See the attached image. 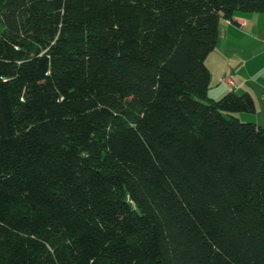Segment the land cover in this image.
<instances>
[{"label":"trees","instance_id":"1","mask_svg":"<svg viewBox=\"0 0 264 264\" xmlns=\"http://www.w3.org/2000/svg\"><path fill=\"white\" fill-rule=\"evenodd\" d=\"M237 12L0 0V264H264V126L208 95Z\"/></svg>","mask_w":264,"mask_h":264},{"label":"crops","instance_id":"2","mask_svg":"<svg viewBox=\"0 0 264 264\" xmlns=\"http://www.w3.org/2000/svg\"><path fill=\"white\" fill-rule=\"evenodd\" d=\"M254 14L237 12L233 21L220 20L216 45L205 63L210 72L209 97L218 98L228 91L248 92L255 103L251 116L263 124L264 15ZM222 77L230 78L233 85L219 81Z\"/></svg>","mask_w":264,"mask_h":264},{"label":"rangeland","instance_id":"3","mask_svg":"<svg viewBox=\"0 0 264 264\" xmlns=\"http://www.w3.org/2000/svg\"><path fill=\"white\" fill-rule=\"evenodd\" d=\"M253 13H256L254 14L255 16H258V15H264L263 12H253ZM245 14H249V13H245ZM222 20V19H221ZM238 114V117L241 119V120H251V121H255L254 117L251 116L253 115V113H246V112H239V113H236ZM260 118V117H259ZM259 124V123H258ZM262 124V123H261ZM264 126V123L262 124Z\"/></svg>","mask_w":264,"mask_h":264},{"label":"built area","instance_id":"4","mask_svg":"<svg viewBox=\"0 0 264 264\" xmlns=\"http://www.w3.org/2000/svg\"><path fill=\"white\" fill-rule=\"evenodd\" d=\"M219 81H225L228 85L232 86L233 85V81L230 78H219Z\"/></svg>","mask_w":264,"mask_h":264}]
</instances>
